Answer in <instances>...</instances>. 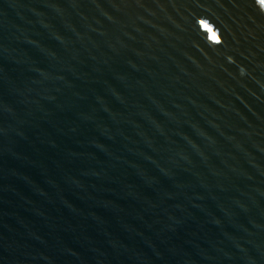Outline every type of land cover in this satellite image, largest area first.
Here are the masks:
<instances>
[{
    "label": "water",
    "instance_id": "obj_1",
    "mask_svg": "<svg viewBox=\"0 0 264 264\" xmlns=\"http://www.w3.org/2000/svg\"><path fill=\"white\" fill-rule=\"evenodd\" d=\"M0 264H264V4L0 0Z\"/></svg>",
    "mask_w": 264,
    "mask_h": 264
},
{
    "label": "snow or ice",
    "instance_id": "obj_2",
    "mask_svg": "<svg viewBox=\"0 0 264 264\" xmlns=\"http://www.w3.org/2000/svg\"><path fill=\"white\" fill-rule=\"evenodd\" d=\"M260 3H261V4H264V0H260Z\"/></svg>",
    "mask_w": 264,
    "mask_h": 264
}]
</instances>
